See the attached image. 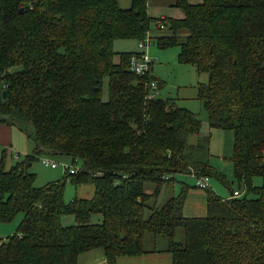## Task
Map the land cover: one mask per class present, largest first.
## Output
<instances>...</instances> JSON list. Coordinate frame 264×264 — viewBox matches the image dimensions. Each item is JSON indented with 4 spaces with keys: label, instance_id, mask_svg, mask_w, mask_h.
<instances>
[{
    "label": "trees",
    "instance_id": "trees-1",
    "mask_svg": "<svg viewBox=\"0 0 264 264\" xmlns=\"http://www.w3.org/2000/svg\"><path fill=\"white\" fill-rule=\"evenodd\" d=\"M148 1L0 0V125L35 145L11 166L8 148L0 151V223L23 216L0 239V264H78L97 248L116 264L148 253V235L168 239L162 252L174 264H264V0H176L182 18L151 16ZM154 26L170 33L154 36ZM117 40L179 47V62L207 75L197 97L210 129L234 132L240 196L179 178L214 177L230 188L211 163L201 116L161 92L149 98L152 82L163 87L153 59L147 54L150 68L137 74L132 58L146 53L118 52ZM42 156H69L79 170L36 186ZM68 181L93 185L94 196L66 201ZM177 182L180 192L161 203ZM193 188L208 193L206 217L184 216ZM65 215L76 223L64 225Z\"/></svg>",
    "mask_w": 264,
    "mask_h": 264
},
{
    "label": "rangeland",
    "instance_id": "rangeland-1",
    "mask_svg": "<svg viewBox=\"0 0 264 264\" xmlns=\"http://www.w3.org/2000/svg\"><path fill=\"white\" fill-rule=\"evenodd\" d=\"M155 0H151V3ZM169 1V0H168ZM191 2L198 3L202 0H190ZM166 3V2H165ZM156 4H151V16H154L157 11L155 9ZM164 9L167 11V13L173 11V9H176V7H169L163 5ZM153 35L159 36L164 34H169L170 31L168 29H159L158 27L154 26L153 28ZM185 34V33H184ZM114 49L118 52L121 51H141L145 52L146 54H149L151 58L154 61V68H153V74H155L157 77H159L161 80L164 81L163 87H161V96L164 99L167 98H177L179 92L185 89H192L191 85H194V87L198 88L199 84L203 83L202 74L199 75H192L194 72H196V67L190 64H182L178 60V55L180 52L179 47H172L169 49H160L155 43L152 42V44L149 46H146L144 48H140L139 43L133 40H117L114 45ZM105 97H107V87H105ZM200 104L202 105L201 100L198 99V97L194 98H188L185 100H177L176 105L183 107L184 105H189V107L193 109H199ZM193 105V106H192ZM197 107V108H195ZM199 113V112H197ZM200 115V114H199ZM213 135L214 140V129H211L210 131ZM209 132V133H210ZM221 144V141L219 142ZM6 147L5 144H3L0 141V151ZM220 151V149H219ZM215 155L212 156V164L218 168L226 170L225 175L230 183V188L227 187L217 178L211 177L209 179V183H211L212 190L216 192L219 195H226L225 198L231 196V190L230 189H236L240 190V184L236 180L234 176V170L230 171L226 168L225 162H229V164H233L230 157L225 158V161L223 160V156L217 155L218 153H214ZM24 157V154L21 155ZM21 158V157H20ZM53 159V158H52ZM55 160V159H54ZM58 161V160H57ZM59 163V161H58ZM32 170L37 173V180H36V186H43L47 182L51 180H57L61 179L64 176V167L59 166L58 168H52L49 165H45L39 160L33 165ZM179 178L181 180H186L188 183H197L194 177L191 176H185L180 175ZM255 184L261 185L262 179L260 177L255 178ZM154 188V185L149 184L147 185V189L152 192ZM181 184L175 183L170 184L167 186V189L164 191V193L159 198L161 203H165L170 197L173 195H177L180 192ZM203 190V189H202ZM78 188L72 184L70 181L67 182L66 186V194H65V200L70 201L74 196L77 195ZM22 214L18 215L15 220H13L10 223H0V239L7 240L9 236L13 235L18 227L20 222L22 221ZM74 218L71 215H65L62 217V223L65 225L68 222V219ZM75 223V222H74ZM185 237L184 230L180 229L177 232V241H183ZM160 236L157 239V247L158 249L167 248L168 247V239L165 237ZM154 246V242L147 243L146 239V247L152 248Z\"/></svg>",
    "mask_w": 264,
    "mask_h": 264
},
{
    "label": "crops",
    "instance_id": "crops-1",
    "mask_svg": "<svg viewBox=\"0 0 264 264\" xmlns=\"http://www.w3.org/2000/svg\"><path fill=\"white\" fill-rule=\"evenodd\" d=\"M133 0H118L119 6L122 8H130L132 6ZM166 2V3H165ZM176 0H155L152 3L156 4V11L157 13L153 16L156 18L159 17H174V18H182L184 17L183 11L175 6ZM151 0L148 1V11L151 15L152 9L151 7ZM163 5L171 7H176V9H173V11L167 13V11L164 9ZM116 63L119 61V56H115ZM154 68V66H152ZM201 74V73H199ZM198 71L194 72L192 75H199ZM202 80L203 83L207 82V75L202 74ZM154 76H156L154 74ZM156 78L161 81L164 85V81L161 80L159 77L156 76ZM192 89H185L178 93L176 96L177 98H171L175 101L177 100H185L188 98H194L198 94V89L194 87V85H191ZM178 106V105H177ZM193 106V105H192ZM181 107V106H180ZM184 108H188L192 110L193 112L200 114L201 118L203 119V133L204 134H210L211 129L209 127L208 121H207V115L203 109V104H200L199 109H193L189 107V105H184ZM197 108V107H195ZM210 132V133H209ZM214 140L212 135L210 150L212 153V156H214V153H218L217 155L223 156V160L225 161V158L231 157L234 152V144H235V135L234 132L231 130H223V129H214ZM0 141L5 144V146L8 148V157H7V164L11 166L15 160V155L17 154H30L33 152L34 149V142L21 130H19L17 127L10 126L7 124L0 125ZM221 141V144L219 143ZM220 149V151H219ZM211 156V158H212ZM56 161H59V166H62V163H71V157L69 156H57L54 158ZM57 161V162H58ZM212 161V159H211ZM212 163V162H211ZM226 168L232 171L234 170L233 164H229V162H225ZM55 167V168H58ZM221 171L226 172V170L219 169ZM64 171H66L64 169ZM53 181V180H51ZM210 187L211 186V183ZM232 193V191H231ZM95 194V187L91 184H84L78 188L77 195L80 198H92ZM74 196V197H76ZM223 197H226V195H221ZM73 197V198H74ZM72 198V199H73ZM207 198L208 193L205 190L199 189V188H193L189 191L187 199L185 201L184 205V216L188 218H200V217H206L207 216ZM70 199V200H72ZM68 222L65 224L66 226H72L75 224L76 220L75 218H67ZM102 219V217L99 214H96L93 216L92 221L99 222ZM75 222V223H74ZM159 237L154 235H148L147 236V243L154 242V246L152 248H148L149 252L142 254V255H124L119 256L117 259L116 264H174L173 260V254L162 250H165L167 248L158 249L157 247V239ZM78 264H107V258L105 255V252L101 248L93 249L91 251L85 252L80 255Z\"/></svg>",
    "mask_w": 264,
    "mask_h": 264
},
{
    "label": "built area",
    "instance_id": "built-area-1",
    "mask_svg": "<svg viewBox=\"0 0 264 264\" xmlns=\"http://www.w3.org/2000/svg\"><path fill=\"white\" fill-rule=\"evenodd\" d=\"M161 27H163L162 24H161ZM147 43L145 44V42H141L140 45L141 47H143L147 45ZM151 62L152 60L147 54H143L141 57L134 56L132 58V69L137 74H144L145 72L149 70ZM159 96H160V91L158 89V84L157 82H152L151 93H149L148 97L157 98ZM41 161L43 164L49 165L52 168L58 167L59 165L57 161L53 160L51 157H48V156H42ZM62 166L64 167L65 170H68L72 173L79 170V166H75L72 163H62ZM197 183L201 188H205L207 187L209 183V177H206V176L198 177ZM240 195H241V192L236 190L233 192L232 197H238Z\"/></svg>",
    "mask_w": 264,
    "mask_h": 264
},
{
    "label": "water",
    "instance_id": "water-1",
    "mask_svg": "<svg viewBox=\"0 0 264 264\" xmlns=\"http://www.w3.org/2000/svg\"><path fill=\"white\" fill-rule=\"evenodd\" d=\"M6 96H7V91L5 90V91H4V97H6Z\"/></svg>",
    "mask_w": 264,
    "mask_h": 264
}]
</instances>
